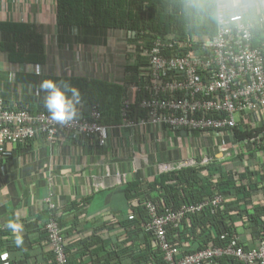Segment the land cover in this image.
Wrapping results in <instances>:
<instances>
[{
	"label": "crops",
	"instance_id": "1",
	"mask_svg": "<svg viewBox=\"0 0 264 264\" xmlns=\"http://www.w3.org/2000/svg\"><path fill=\"white\" fill-rule=\"evenodd\" d=\"M0 23L30 27L42 45V49L21 50L28 57L39 51L42 60L38 63L13 62L10 53L0 49V100L10 109L41 110L44 93L39 92V84L44 79L77 78L128 87L133 80L129 68L139 61L146 63L140 51L132 50L140 42L131 39L129 32L59 28L55 0H0ZM143 70L142 64L138 72ZM103 126V146L86 137L51 146L38 136L0 154V229L8 220L22 224V234L38 243L33 254L48 252L46 241L39 242V231H44L50 217L48 199L64 230L87 232L99 226L98 236L105 245L114 241L120 245L126 237L117 218L132 220L133 215L122 195L124 187L151 182L162 174V166L182 169L212 164L222 170V176L246 177L257 188L264 181L263 149L239 147L232 132L171 131L153 125L147 115ZM240 206L249 213L263 207V193H253ZM234 221L244 248H254L257 240L242 227L241 220ZM82 238L75 232L65 236L66 247Z\"/></svg>",
	"mask_w": 264,
	"mask_h": 264
},
{
	"label": "trees",
	"instance_id": "2",
	"mask_svg": "<svg viewBox=\"0 0 264 264\" xmlns=\"http://www.w3.org/2000/svg\"><path fill=\"white\" fill-rule=\"evenodd\" d=\"M55 7L57 25L61 29H112L134 33V40L140 42L138 49H132L134 52L151 49L155 40L160 41L164 49H175L179 54L181 49H186L184 53L197 51L202 49L206 39L213 38L217 32L218 0H55ZM0 33L3 40L0 49L8 51L13 62H41L39 51L31 53L30 57L21 51L42 49L40 38L30 27L19 23H0ZM253 35V45L256 46L260 41V32L255 29ZM142 64L147 68V63L142 61L129 68L133 75L129 84L143 80L140 77L142 72H138ZM57 81H66L77 88L80 93L77 107L83 104L81 114H87L90 108L96 107L101 113L103 125L106 122L117 124L123 119L134 121L146 117V113L138 107L142 96L130 97L131 105L123 117L122 102L127 96L125 86L77 78ZM19 109H26L32 115L40 112L48 114L44 106L41 110L28 107ZM232 133L236 142L252 139L264 134V122L254 130L237 127ZM259 142L255 146L264 151V137ZM258 191L264 195V181L257 188L246 177L239 176L235 180L233 175L222 176V170L212 164L162 173L151 182L127 183L122 195L133 215L132 220L117 218L126 237V241L120 245L116 241L105 245L98 236L101 231L99 226L87 232L74 228L64 230L56 211L48 212L50 217L55 218L64 237L73 232L84 236L65 248L67 264H164L161 252L152 245L151 234L145 232L149 222L144 207L147 201L152 202L161 215L166 210L175 212L183 206L210 202L217 196L222 198V204L216 208L208 206L199 213L185 215L178 228L166 227V238L170 245L176 246L181 255H190L208 246L226 247L234 237L239 236L234 221L236 218L241 220L242 227L254 240L264 239V206L250 213L240 206L241 201L246 202ZM134 202L136 205L132 204ZM22 235L24 244L16 247L12 232L6 227L0 229V253H8L10 264H56L49 252L33 254L38 243L31 242L27 234ZM46 238L45 231H39L40 245ZM214 264L240 263L225 256L215 260Z\"/></svg>",
	"mask_w": 264,
	"mask_h": 264
},
{
	"label": "built area",
	"instance_id": "3",
	"mask_svg": "<svg viewBox=\"0 0 264 264\" xmlns=\"http://www.w3.org/2000/svg\"><path fill=\"white\" fill-rule=\"evenodd\" d=\"M217 32L206 39L202 49L188 51L164 49L155 40L151 49H143L146 59L140 77L143 80L129 84L122 102V114L131 105L130 97L142 96L138 107L157 127L171 131L214 132L216 135L232 132L240 127L254 130L264 122V0H218ZM260 32L258 45H253V31ZM129 37L135 35L129 32ZM179 50V49H178ZM72 121L60 124L40 112L32 115L26 109H10L0 100V154L7 147L25 144L40 136L51 146H57L77 137L95 138L105 144V127L96 107ZM126 121V119H124ZM264 134L238 143L239 147L259 144ZM180 167L162 166L161 173ZM220 196L199 205L183 206L178 211L166 210L159 215L152 202L144 207L149 216L145 232L151 234L152 245L158 249L164 264H214L222 257H231L240 264H264V239L252 249L242 246L239 236L226 247L208 246L190 255H181L166 238V227L178 228L187 214H196L210 206L222 204ZM47 210L55 212V205L46 201ZM48 252L56 264H67L66 240L55 218L49 217L44 226ZM223 238V237H222ZM0 264H10L9 255Z\"/></svg>",
	"mask_w": 264,
	"mask_h": 264
},
{
	"label": "clouds",
	"instance_id": "4",
	"mask_svg": "<svg viewBox=\"0 0 264 264\" xmlns=\"http://www.w3.org/2000/svg\"><path fill=\"white\" fill-rule=\"evenodd\" d=\"M39 92L44 93L43 106L51 120L65 124L78 117L77 106L80 103V93L70 83L44 79L39 84ZM4 226L12 232L16 247L23 246V225L13 219L6 221ZM7 256V252L0 253V260H6Z\"/></svg>",
	"mask_w": 264,
	"mask_h": 264
}]
</instances>
